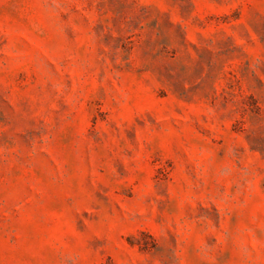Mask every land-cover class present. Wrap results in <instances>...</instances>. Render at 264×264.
I'll return each instance as SVG.
<instances>
[{"label": "rangeland", "instance_id": "374dc122", "mask_svg": "<svg viewBox=\"0 0 264 264\" xmlns=\"http://www.w3.org/2000/svg\"><path fill=\"white\" fill-rule=\"evenodd\" d=\"M0 264H264V0H0Z\"/></svg>", "mask_w": 264, "mask_h": 264}]
</instances>
